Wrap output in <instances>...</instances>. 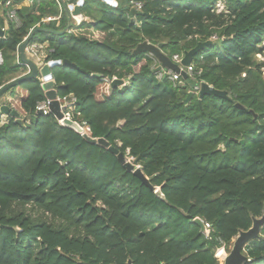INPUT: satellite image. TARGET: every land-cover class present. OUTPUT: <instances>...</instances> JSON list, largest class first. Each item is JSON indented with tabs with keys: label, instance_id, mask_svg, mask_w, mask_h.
Here are the masks:
<instances>
[{
	"label": "trees",
	"instance_id": "trees-1",
	"mask_svg": "<svg viewBox=\"0 0 264 264\" xmlns=\"http://www.w3.org/2000/svg\"><path fill=\"white\" fill-rule=\"evenodd\" d=\"M78 1L36 0L18 8L20 25L0 6V88L28 70L18 48L34 27L67 28L30 41L48 43L46 62L69 61L52 68L59 95L76 97L66 111L151 185L54 113L39 114L41 79L24 81L5 96L22 122L0 120V264H220L218 238L230 245L264 213V0H225L219 13L218 0H135L139 10L85 0L84 20L70 24ZM144 41L171 58L211 41L192 63L229 97L185 102L191 82L159 81L153 55L134 52ZM116 78L124 83L112 90ZM197 218L212 223V239ZM245 253V264H264V225Z\"/></svg>",
	"mask_w": 264,
	"mask_h": 264
},
{
	"label": "water",
	"instance_id": "water-1",
	"mask_svg": "<svg viewBox=\"0 0 264 264\" xmlns=\"http://www.w3.org/2000/svg\"><path fill=\"white\" fill-rule=\"evenodd\" d=\"M109 3H114V5H117L116 0H105ZM84 0H79L78 3L75 6H69L68 12H69V22L72 21V16L81 14V6L83 5ZM70 26V25H69ZM68 26V27H69ZM39 31H48L51 33H57L58 35H62L67 31V28L62 31H57L55 29L47 28V27H40L36 26L34 27L28 37L20 44L18 48L19 57L22 64H25L29 67L30 71L27 74H24L18 78L13 79L12 81L8 82L4 86L0 88V100L2 97L6 96L7 92L20 85L24 81L33 79V78H40L43 80L42 82V88L45 91L46 98L51 100L50 103V110L52 113L55 114V116L60 120V123L62 125L71 127L75 129L77 132L82 133L84 131L82 125L77 122L73 121L70 117L65 116L62 106L60 104V101L58 100V89L56 87V82L53 76L52 68L55 65L58 64H68V60H51L44 63L36 62L35 60L29 58L26 53V48L30 44V41L32 37L35 35L36 32ZM211 43V41L207 42H199V44L194 47L191 50H188L184 53V56L182 58L181 63L183 65H189L193 57L202 49H204L206 46H208ZM162 44H154L149 41H144L139 44L137 49L134 51L136 54L139 52H149L153 54L159 61L160 66L158 69L161 68H168L173 69L177 72H180L185 79L188 78L187 73L181 69V67L175 63L171 57H169L166 53H164L161 49ZM124 81L121 79H114L112 82V90H114L116 87L123 84ZM218 95L222 97H229L226 90H220L209 84L208 82L202 83V88L200 91V97L202 98L204 95ZM193 93L189 91V94L187 98L185 99V102H189L193 98ZM237 107L243 108V105L240 103L236 104ZM65 108V107H64ZM39 114H44L43 110H38ZM3 116H11L17 119L18 122H22L21 113L14 108L11 104L7 102V98H4L2 102L0 103V119ZM85 138L93 143L101 144L105 147H107L110 151L117 154L120 162L124 165L125 168L128 170H131L134 172L135 175L140 177L146 184L151 185L149 179L145 176L143 173L141 167H136L132 162L127 160V156L120 152V150L117 147H114L110 144V142L105 138H93L89 135H85ZM244 143V140L241 141ZM157 193L160 194V189H157ZM196 221L202 226V221L197 218ZM264 225V213L261 217H255L253 220V225L248 230H241L239 234L237 235L236 239L234 240L233 247L230 251V253L226 256L224 264H245L248 261H250L249 256L245 253V246L253 239H257L260 236V231L262 226ZM129 264H133L132 260H129Z\"/></svg>",
	"mask_w": 264,
	"mask_h": 264
},
{
	"label": "built area",
	"instance_id": "built-area-1",
	"mask_svg": "<svg viewBox=\"0 0 264 264\" xmlns=\"http://www.w3.org/2000/svg\"><path fill=\"white\" fill-rule=\"evenodd\" d=\"M31 1L34 2V0H31ZM62 1L63 0H56V2L59 4L60 7L62 5ZM132 4H133V7L136 8L137 10L142 9L143 4L141 2L132 1ZM0 5L5 9V15H6L7 21L14 23L15 25L21 24V18L19 17L18 12H17L18 7H17L16 0H0ZM216 11L218 13L222 12V11H226L225 0H218L217 1ZM72 18L74 19L76 24H80L84 20L85 17L81 13L79 15L72 16ZM59 19H60V14L59 15H48L45 18H43V21L48 22V21H54V20H59ZM217 38H218L217 35L212 36L213 40H215ZM26 50H27V56L33 60H36V62H39V63L46 62L44 59L49 55L50 52H52V49H50L48 47L44 48L43 45L40 43H32L30 46H28L26 48ZM183 56L184 55L174 54L172 60L175 63H177L181 67V69L187 73V75H188L187 80H189L192 84L191 89L189 91H191L193 93V95H199L201 88H202V83L204 82L203 80H199V77L202 74V69L198 68L192 62L189 65H183L181 63ZM153 57H154V63L152 65V68L155 72L156 78L159 81H163V80L167 79L173 84L174 87H177L178 85L184 84L183 75L180 72H177L173 69L164 68V67L161 69H158V67L160 66L161 63L154 55H153ZM0 62H2L1 54H0ZM20 63H21V61H20ZM42 82H43V80H41V84H42ZM58 100L60 101V104L62 106V110H63L65 116L70 117V114L66 111V109L76 100V97L73 94H70V95L65 96V97H61L59 95ZM50 103H51V100L48 98H46L43 101L38 102L37 111L43 110L44 114L50 113L51 112ZM81 135L85 136V135H87V133L85 131H83L81 133ZM199 219L202 221V224H203L204 236L207 239H212L213 238V231H214L212 223L203 219V218H199ZM218 239L221 242V246L217 249V252L215 254L217 257H219L221 250H224L225 246H226V243L221 238H218Z\"/></svg>",
	"mask_w": 264,
	"mask_h": 264
},
{
	"label": "rangeland",
	"instance_id": "rangeland-1",
	"mask_svg": "<svg viewBox=\"0 0 264 264\" xmlns=\"http://www.w3.org/2000/svg\"><path fill=\"white\" fill-rule=\"evenodd\" d=\"M116 1H119L121 4H124V5L127 4V3L129 4L130 2H132V0H116ZM133 1H135V0H133ZM132 5H133V4H132ZM258 57H259V59L264 60V55L259 54ZM29 70H30V69L28 68V70L25 72V74L29 73ZM23 75H24V74H23ZM4 119H5V118H2V117H1L0 120H3V121H1V123L4 122ZM127 160L130 161V162H132L136 167H139V166H140V165H138V164H135L134 161H133V159H132L131 157H129V156H127ZM28 209H29V211H30L33 215H40V214H41V211H40L39 208H37V207H35L34 209H32V207L29 205ZM47 216H49V215H46V214H45V217H47ZM47 219H51V218L47 217ZM236 237H237V236H236ZM236 237L233 238L232 243H231L230 245H228V246L226 245V246H225V249L222 250V251H224V254L219 255L218 259H219V261H220V264H224L225 258H226V256L230 253V251H231V249H232V247H233L234 240L236 239Z\"/></svg>",
	"mask_w": 264,
	"mask_h": 264
},
{
	"label": "crops",
	"instance_id": "crops-1",
	"mask_svg": "<svg viewBox=\"0 0 264 264\" xmlns=\"http://www.w3.org/2000/svg\"><path fill=\"white\" fill-rule=\"evenodd\" d=\"M35 1L36 0H34V2H32L31 0H19V1H16V3H17V7L18 8H20V7H22V6H32L34 3H35ZM85 1V0H84ZM78 3V2H77ZM76 3V4H77ZM76 4H71V5H69V6H75ZM1 6V5H0ZM68 6V7H69ZM2 7V6H1ZM60 7V6H59ZM63 9V4L61 5V7H60V9ZM2 9V11L3 12H5V9L2 7L1 8ZM68 10V9H67ZM68 12V11H67ZM68 17H69V12H68ZM45 18V17H44ZM73 19V18H72ZM6 22H7V18H6ZM73 22H75L74 21V19H73ZM70 24H72V21H71V23ZM6 25H7V23H6ZM34 43V42H33ZM32 43H30L28 46H30ZM40 44H42L43 45V47L45 48V47H48L49 45H48V43L47 42H44V43H40ZM26 53H27V50H26ZM18 59H19V61H21L20 60V57H19V53H18ZM36 61V60H35ZM4 98H6L5 96L4 97H2L1 98V100H0V103L2 102V100L4 99ZM8 98H11V96H9ZM2 118H5L4 119V122L7 120V116H3ZM3 121V120H2Z\"/></svg>",
	"mask_w": 264,
	"mask_h": 264
},
{
	"label": "bare ground",
	"instance_id": "bare-ground-1",
	"mask_svg": "<svg viewBox=\"0 0 264 264\" xmlns=\"http://www.w3.org/2000/svg\"><path fill=\"white\" fill-rule=\"evenodd\" d=\"M221 252H222V250H221ZM221 252H220V253H221ZM223 253H224V251H223Z\"/></svg>",
	"mask_w": 264,
	"mask_h": 264
}]
</instances>
